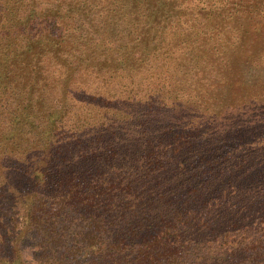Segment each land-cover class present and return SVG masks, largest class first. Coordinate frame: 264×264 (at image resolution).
<instances>
[{"label": "trees", "instance_id": "obj_1", "mask_svg": "<svg viewBox=\"0 0 264 264\" xmlns=\"http://www.w3.org/2000/svg\"><path fill=\"white\" fill-rule=\"evenodd\" d=\"M263 59L264 0H0V264H264Z\"/></svg>", "mask_w": 264, "mask_h": 264}, {"label": "rangeland", "instance_id": "obj_2", "mask_svg": "<svg viewBox=\"0 0 264 264\" xmlns=\"http://www.w3.org/2000/svg\"><path fill=\"white\" fill-rule=\"evenodd\" d=\"M263 61H264V59H263ZM183 73V76L184 77H187L188 75H190V73H188V71H183L182 72ZM168 74H166L165 75V77L167 76ZM174 74H172L171 76H170V79H169V81H168V83H167V85H170V84H172L173 82H176V80L175 79H173L174 78ZM167 87H170V86H167ZM192 87V86H191ZM261 87H264V83H262V85H260L258 88H261ZM171 88V87H170ZM200 88H203V87H200ZM258 88H251V89H253V90H259ZM194 95H196L195 93H189L188 94V98H193V96ZM249 99V98H248ZM249 100H251V99H249ZM259 100V99H258ZM229 102H232V100H230V99H225L224 100V102L223 103H220L221 104V109H222V113H221V115L220 116H222L223 115V113L224 112H226V111H230L231 110V108L230 107H232L233 105H230V103ZM182 103V100L180 101V104ZM177 104L178 103H176V106H177ZM180 104H178V106L180 105ZM218 104V102L217 103H215V106ZM168 106H170V105H172V103H168L167 104ZM184 106H185V104H184ZM172 111H173V109H172ZM261 112V111H260ZM211 113H209L206 117H211L212 115H210ZM231 119H232V122L229 124L230 126H232V127H235V126H238V123H239V121L236 119V116L232 113L231 114ZM245 136H246V138L247 139H245V140H247V142L249 141V143L251 144V143H254L255 141H254V138L256 137V136H254V134H252V133H247V134H245ZM228 139L227 140H229L228 142H227V144L228 145H231V146H229V147H234V145H236V146H238V145H240L241 143H234V139H232L231 137H227ZM244 146L243 147H240L239 149H241V150H244L246 147H248V145H246V144H243ZM252 145V144H251ZM250 146V145H249ZM227 148V147H226ZM233 149V148H232ZM238 149V150H239ZM230 150V149H229ZM222 152H224V150H222ZM230 153H233L231 150H230ZM226 165V164H225ZM226 166H229V165H226ZM230 167V166H229ZM230 168H232V165H231V167ZM24 255H25V258L26 259H28L30 256H31V254H30V251L29 250H24Z\"/></svg>", "mask_w": 264, "mask_h": 264}]
</instances>
